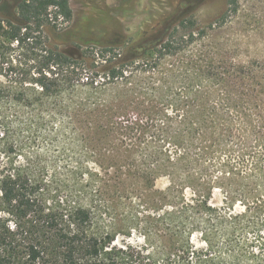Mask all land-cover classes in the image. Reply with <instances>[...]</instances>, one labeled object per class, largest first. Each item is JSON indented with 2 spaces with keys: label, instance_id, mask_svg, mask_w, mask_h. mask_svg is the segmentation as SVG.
I'll list each match as a JSON object with an SVG mask.
<instances>
[{
  "label": "trees",
  "instance_id": "1",
  "mask_svg": "<svg viewBox=\"0 0 264 264\" xmlns=\"http://www.w3.org/2000/svg\"><path fill=\"white\" fill-rule=\"evenodd\" d=\"M17 12L0 17V99L28 111L23 130H83L100 170L76 167L90 202L51 204L45 166H0V264H118L93 231L105 194L171 206L173 264H264V69L195 51L227 15L203 27L188 14L136 57L52 45L45 27L73 19L70 0H21Z\"/></svg>",
  "mask_w": 264,
  "mask_h": 264
},
{
  "label": "rangeland",
  "instance_id": "2",
  "mask_svg": "<svg viewBox=\"0 0 264 264\" xmlns=\"http://www.w3.org/2000/svg\"><path fill=\"white\" fill-rule=\"evenodd\" d=\"M20 1L0 0V17L18 21ZM228 3V0H70L73 19H59L56 28L46 26L45 30L49 42L62 49L83 50L90 45L100 50L109 46L117 53L140 57L143 47L159 44L166 36L167 26L176 20L190 14L205 27L225 14L227 24L200 42L195 51L222 53L229 62L264 69V0H237L236 11ZM187 55L183 56L184 60L188 59ZM1 68L0 87L7 84L10 76L8 64L2 67L0 64ZM4 100L0 99V166L6 162L15 166H45L43 177L48 181L51 204L90 202L92 196L79 194L80 184L89 182L90 177L80 178L75 171L81 162L90 169L100 170L97 164L100 159L91 144L84 148L80 145L83 139L87 141L84 131L78 127L76 132L69 133L45 128L23 130L19 123L26 119L28 111L12 108ZM5 128L6 136L2 134ZM106 148L111 152V147ZM116 148L124 149V146L118 144ZM119 162L127 166L128 159L123 157ZM127 169L123 167L124 172ZM101 174L109 178L102 170ZM112 183L115 182H109ZM167 185L166 178L157 182L159 188ZM102 197L93 214V231L111 238L107 239L111 241L108 250L118 264H173L171 233L167 227L172 208L167 202L144 194ZM161 203L165 207L158 209Z\"/></svg>",
  "mask_w": 264,
  "mask_h": 264
}]
</instances>
